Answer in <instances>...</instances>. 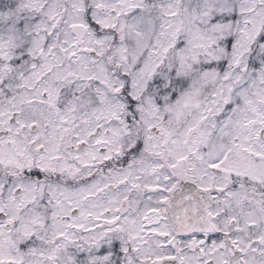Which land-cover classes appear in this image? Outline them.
<instances>
[{
    "label": "snow or ice",
    "instance_id": "6c2138e0",
    "mask_svg": "<svg viewBox=\"0 0 264 264\" xmlns=\"http://www.w3.org/2000/svg\"><path fill=\"white\" fill-rule=\"evenodd\" d=\"M0 264H264V0H0Z\"/></svg>",
    "mask_w": 264,
    "mask_h": 264
},
{
    "label": "clouds",
    "instance_id": "9594fccd",
    "mask_svg": "<svg viewBox=\"0 0 264 264\" xmlns=\"http://www.w3.org/2000/svg\"><path fill=\"white\" fill-rule=\"evenodd\" d=\"M68 63H69V61H67V60L64 61V64H68ZM211 88H212V85L209 84V85L206 87V89H205V94H207V92L210 91ZM145 159L148 160V162H150V163L158 162V161H155L154 158H153V157H150V156H146ZM112 164H113V166L116 167V168L119 167V165H118L116 159H113ZM105 174H106V173H105ZM137 174H138V175H141L142 178H143V180H148V179H150V177L144 176L142 173H139V172H138Z\"/></svg>",
    "mask_w": 264,
    "mask_h": 264
}]
</instances>
